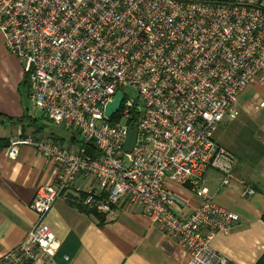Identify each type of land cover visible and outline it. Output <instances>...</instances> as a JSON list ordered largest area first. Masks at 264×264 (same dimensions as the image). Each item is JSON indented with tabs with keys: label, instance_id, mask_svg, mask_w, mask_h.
Listing matches in <instances>:
<instances>
[{
	"label": "built area",
	"instance_id": "built-area-1",
	"mask_svg": "<svg viewBox=\"0 0 264 264\" xmlns=\"http://www.w3.org/2000/svg\"><path fill=\"white\" fill-rule=\"evenodd\" d=\"M0 32L28 78L33 109L80 137L75 150L47 140H13L5 148L15 159L21 143H32L59 171L30 203L36 219L23 241L0 247V264H60L61 241L46 217L81 173L100 187L85 205L106 214L123 201L140 206L179 239L188 264H229L211 241L239 218L216 205L202 183L211 169L225 186L235 178L237 159L214 133L238 116V97L250 83L264 85L263 3L0 0ZM118 91L119 110L107 117ZM130 128L135 142L126 151ZM176 188L193 192L199 204L188 211Z\"/></svg>",
	"mask_w": 264,
	"mask_h": 264
},
{
	"label": "crops",
	"instance_id": "crops-1",
	"mask_svg": "<svg viewBox=\"0 0 264 264\" xmlns=\"http://www.w3.org/2000/svg\"><path fill=\"white\" fill-rule=\"evenodd\" d=\"M24 80L21 65L0 32V138L47 140L75 150L80 143L75 129L55 124L26 105L29 86ZM262 101L264 85L250 83L238 97V116L223 120L214 133L216 141L237 159L231 184L223 185L222 174L214 169L202 183L216 205L239 218L230 232L216 233L211 241L229 264H256L264 254V106L258 107ZM58 171V164L39 154L32 143H21L15 159L0 147L1 248H14L23 241L36 219L29 205L39 187L55 184ZM245 186L253 188L254 194L244 195ZM99 191L97 180L81 173L48 213L47 224L61 241L56 256L60 264H188L189 255L179 239L152 222L142 207L123 201L106 214L101 225L81 210L78 204L85 205L87 194ZM176 191L186 200L188 211L199 204L193 192Z\"/></svg>",
	"mask_w": 264,
	"mask_h": 264
},
{
	"label": "trees",
	"instance_id": "trees-1",
	"mask_svg": "<svg viewBox=\"0 0 264 264\" xmlns=\"http://www.w3.org/2000/svg\"><path fill=\"white\" fill-rule=\"evenodd\" d=\"M24 83L28 84V86H29V81H28V78L26 76H25ZM29 91H30V88L28 90V93H29ZM25 117L26 116L17 119V122H22ZM134 121H135V117H132L130 119V123H134ZM9 144H10L9 141H7L6 139L0 138V147L1 148H6ZM92 150H93L92 147H88L89 152H92ZM106 197L107 196L105 194L101 195L100 197H98V201L105 200ZM78 205H79L81 210H83L86 213L94 216L100 225L106 221V213L99 212L96 208H91L90 206H87V205H82V204H78ZM262 219L264 221V213L262 215ZM256 264H264V254L262 255V257L258 260V262Z\"/></svg>",
	"mask_w": 264,
	"mask_h": 264
},
{
	"label": "water",
	"instance_id": "water-1",
	"mask_svg": "<svg viewBox=\"0 0 264 264\" xmlns=\"http://www.w3.org/2000/svg\"><path fill=\"white\" fill-rule=\"evenodd\" d=\"M123 97H124V94L121 91H118L115 94L114 99L106 105L105 115L107 117H111L114 113H116L119 110ZM134 142H135V130L130 128L129 134L126 140V144H125V150L130 151L134 145Z\"/></svg>",
	"mask_w": 264,
	"mask_h": 264
},
{
	"label": "rangeland",
	"instance_id": "rangeland-1",
	"mask_svg": "<svg viewBox=\"0 0 264 264\" xmlns=\"http://www.w3.org/2000/svg\"><path fill=\"white\" fill-rule=\"evenodd\" d=\"M124 92L130 97H136V95H137V92L133 88H130V87H125L124 88ZM25 103L29 107L32 106L30 101H29V99L27 97H25ZM32 108H33V106H32Z\"/></svg>",
	"mask_w": 264,
	"mask_h": 264
}]
</instances>
